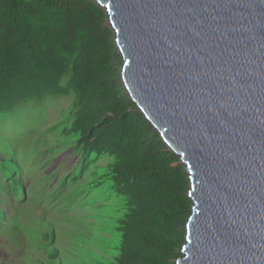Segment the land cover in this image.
<instances>
[{
  "label": "water",
  "instance_id": "1",
  "mask_svg": "<svg viewBox=\"0 0 264 264\" xmlns=\"http://www.w3.org/2000/svg\"><path fill=\"white\" fill-rule=\"evenodd\" d=\"M130 97L186 164L177 264H264V0H95Z\"/></svg>",
  "mask_w": 264,
  "mask_h": 264
},
{
  "label": "trees",
  "instance_id": "2",
  "mask_svg": "<svg viewBox=\"0 0 264 264\" xmlns=\"http://www.w3.org/2000/svg\"><path fill=\"white\" fill-rule=\"evenodd\" d=\"M122 65L107 11L95 0H0V119L22 103L72 97L45 133L57 131L80 154L66 178L75 186L90 176L81 191L104 187L110 200L99 216L110 222V236L79 264H177L194 205L189 172L130 97ZM17 162L14 155L0 159V190ZM78 188L71 202H81ZM13 189L23 198L19 184ZM6 217L0 207V222ZM42 235L46 258L32 264H67L50 247L56 231L45 227Z\"/></svg>",
  "mask_w": 264,
  "mask_h": 264
},
{
  "label": "rangeland",
  "instance_id": "3",
  "mask_svg": "<svg viewBox=\"0 0 264 264\" xmlns=\"http://www.w3.org/2000/svg\"><path fill=\"white\" fill-rule=\"evenodd\" d=\"M71 104L72 97L70 96H60L54 101L46 100L44 102L22 103L14 107L13 111H10L8 115H4L0 119V151L8 155H17L20 158V166L15 168L17 170L16 177L18 179L21 177L26 180L29 179L26 184L30 189H33L44 181L48 175L46 173L47 169L48 171L60 172L62 177L70 168H74L79 161L78 157L80 154L77 155L73 147L69 146L63 149L64 138H60L57 131H55L56 134H49V136L45 133L47 128L53 125V123H56L57 120L58 122L62 120L64 111L69 110ZM40 134L44 135L42 137L45 140L49 137L52 144L50 145L48 141H44L39 148H36V142ZM58 138L60 139L58 140ZM24 141H27L29 144L23 147L21 144ZM59 152L62 155L51 161L52 156ZM107 162L108 158H103L100 161V163L104 164ZM91 169L94 170V166ZM75 171H77V168ZM56 184L51 185L48 191L53 189ZM12 190L14 191L13 188ZM8 191L9 186L4 190H0V206L5 207L8 210L9 216H12L16 211L15 207H19V203L16 202V198L14 199L12 195L6 196L4 199ZM97 192H100L101 195L97 196L94 200L102 202L104 198L103 189L95 193ZM40 202L43 204H39L35 200L33 208L31 209H25V207L20 205L18 216L22 217L21 223H15L10 227L11 234L6 233L5 229L0 231V264H32L35 259L41 260L46 258L43 249L38 248L39 245L44 244V236L40 233L41 225L39 226V222L42 221L31 220L32 217L36 216H45L57 224V228L60 230L57 245L59 246L61 255L65 252L64 258L66 260L83 258L81 255L68 256V252H66V250L69 252H75L77 250L72 245L73 241L70 237V231H75L77 234L82 233L90 237L94 231L93 224L97 222L94 216L96 211H98L97 209L99 208V214H104L109 211V207L106 206L94 207L88 203L78 204L77 200H74L71 202V205L68 203L69 210L67 211L68 216L78 219L76 222H72L60 213L59 209L61 205L58 201L52 202V206L49 209L44 208L46 205L44 203L45 201L40 199ZM100 202L97 204H101ZM29 214L31 217L28 216ZM23 221L33 223L37 221L38 225L31 224L28 227L29 222L23 224ZM106 223L110 226V222L106 221ZM20 226L22 232H26L30 239L28 237H26V240L23 239L24 237L21 234ZM90 245L92 248H97L95 244Z\"/></svg>",
  "mask_w": 264,
  "mask_h": 264
},
{
  "label": "clouds",
  "instance_id": "4",
  "mask_svg": "<svg viewBox=\"0 0 264 264\" xmlns=\"http://www.w3.org/2000/svg\"><path fill=\"white\" fill-rule=\"evenodd\" d=\"M53 124H56V123H53ZM47 135L49 136V134H47ZM42 136H44V135L40 134V137H39L38 141L36 142V144H37L36 148H39L40 145L44 141H48V144H50V145L52 144V142H50L51 140L49 139V137H47V140H45ZM28 144L29 143L27 141H24L21 144V146L24 147V146H27ZM67 147H69V146L64 144L63 149H65ZM70 147H72V146H70ZM0 155H1L0 159L2 158L3 155L9 156L8 154H6V153L4 154L1 151H0ZM11 155H14V154H11ZM61 155H62V153L59 152L58 154L52 156L51 161H53L56 157H59ZM14 156L18 159V162L13 164V167L11 166V168H10L11 170H9L10 177L5 178L3 176V180L5 181L4 184H6L7 187L9 186V191L7 192V194H5L4 199L6 198V196L12 195L14 197V199L16 198L15 199L16 202L19 203V207H15V209H16L15 213L12 216H9L8 210L5 207L0 206L2 209H5L6 213H7V217L5 218V220H2L0 222V231L5 229L6 233L11 234V228L10 227L12 225L10 224V221H12L14 219L17 220L19 218V221L21 223L22 217L18 216L19 211H20V205L25 207V209H31V208H33L35 200H37L39 204H43L42 202H40V199L45 201L44 203H46V205L44 206V208H47V209H49L52 206L51 205L52 202L58 201L59 204L61 205V208L59 209L60 213L65 218H67L69 221L76 222L78 219L71 217V216H68L67 211L69 210L68 209V203H70V205H71L70 193H71L72 189H76L77 186H79L78 191L83 196L82 197L83 200H80L81 202L77 201L78 204H83V203L87 204L88 203L94 207H100L101 205L104 206V204H106L107 202L110 201V200L104 201V198H103L102 202H100L99 200H94L97 196L101 195L100 192H97V193H95V192L101 191V189H103V193H104V197H105L106 193H105L104 187L99 188V189H95V192H89V190H85L84 192L81 191V189L84 187V183H87L90 180V176L83 175L82 178L80 179V181L75 186H74V184H75L74 178H71V179L66 178L68 174L73 173V171L77 168V164L74 168H72V169L70 168L66 173H64L62 177L60 175V172H55L53 170L48 171V169H47L46 173L48 175L46 176L44 181L42 183H39V185L35 186L33 189H30L26 184V182H28L29 179L26 180L25 178H22V177L20 179H18L16 177L17 170H15V168L20 166L21 160L17 155H14ZM54 183H57L55 185V187L48 191L50 186L53 185ZM15 184H19L21 189L23 190V192H24L23 198L18 199L15 196L14 191L12 190V188L15 187ZM99 202L101 204H97ZM11 203H13V202H11ZM97 210L99 211V208ZM98 211H96V213L94 214L95 218L97 219V222L95 224H93V230L94 231L90 237L86 236L85 234H82V233L77 234L75 231H70V237L72 238V241H73L72 245L77 250L75 252H73V251L69 252L66 250V252H68V256L81 255V256H83V258H74V259H69V260H66L64 258L65 252L61 255L59 246L57 245V243L59 242V241H57L58 233H60V230L57 228V224L45 216L32 217L31 220L34 219V220H39V221L44 222V223L39 222V226L41 225V230H40L41 235H42V233H44L45 227H47V231H50V230L56 231V241L53 245L51 244L50 247L51 248L55 247V248L59 249V258L61 261L65 262L67 264H79V262H81L82 260L89 259L94 255L92 253V250H95V251L100 250L99 241L102 237H109L110 236V231L108 230V227H111V226H108V224L106 223L107 219H103V218L99 217L102 214H99ZM28 216L31 217L30 214ZM25 222H29L28 227H30L31 224H33V225L37 224V221H35V223L30 222V221H25ZM25 222L23 221V224ZM20 231H21L22 236L24 237L23 238L24 240H26V237L29 238V235L26 232H22L21 226H20ZM62 232H64V230H62ZM35 235H38V234H35ZM43 242H45V241H43ZM46 242L49 243L50 240H47ZM92 242H95L97 244L96 245L94 243L97 246V248L91 247L90 244H92ZM85 244H87L89 246H87V245L85 246ZM38 248H40V246ZM41 249H43V248H41ZM29 258H31V257H29Z\"/></svg>",
  "mask_w": 264,
  "mask_h": 264
}]
</instances>
